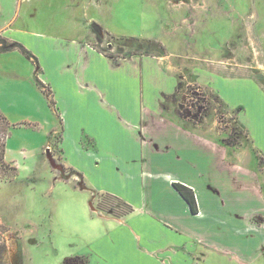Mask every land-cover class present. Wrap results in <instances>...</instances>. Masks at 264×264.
Listing matches in <instances>:
<instances>
[{"label": "crops", "instance_id": "crops-1", "mask_svg": "<svg viewBox=\"0 0 264 264\" xmlns=\"http://www.w3.org/2000/svg\"><path fill=\"white\" fill-rule=\"evenodd\" d=\"M87 33L57 44L45 41L43 49L22 45L54 100L49 105L56 121L45 123L44 145L59 125L60 167L84 185L73 190L83 200L82 232L90 244L74 255L88 256L87 264H201L210 255L254 262L264 251V180L254 164L257 153H264L258 143L264 120L256 114L250 123L243 104H230L220 92L219 81L235 79L212 73L204 81L200 68L193 69L194 85L211 87L228 108L244 107L239 122L247 128L251 151L236 159L230 145L188 127L178 110L166 108L180 86L177 74L163 65L166 49L158 55L137 49L111 54L90 45ZM8 150L6 145L5 156ZM42 164L41 159L36 166ZM174 182L193 190L196 213ZM98 194L118 197L131 211L96 209Z\"/></svg>", "mask_w": 264, "mask_h": 264}, {"label": "rangeland", "instance_id": "rangeland-1", "mask_svg": "<svg viewBox=\"0 0 264 264\" xmlns=\"http://www.w3.org/2000/svg\"><path fill=\"white\" fill-rule=\"evenodd\" d=\"M81 16L97 20L78 22ZM86 30L90 45L111 54L166 49L163 65L180 78L166 108L178 110L188 127L230 145L235 159L251 151L239 122L243 108L249 122L256 114L264 120V96L255 91H264V0H0V110L13 124L5 158L17 169L12 181H0V264H83L88 257L74 255L90 244L82 232L83 200L73 190L84 185L60 167L59 125L44 145L45 123L54 124L55 115L37 84L34 57L19 48L43 49L45 41L83 38ZM61 63L65 68L64 58ZM195 67L204 81L212 73L233 77L219 81L218 89L230 104L244 107L228 108L211 87L194 85ZM258 143L263 149V135ZM254 164L264 180V153ZM93 204L109 214L127 210L105 194ZM203 262L235 264L219 255ZM250 264H264V251Z\"/></svg>", "mask_w": 264, "mask_h": 264}, {"label": "trees", "instance_id": "trees-1", "mask_svg": "<svg viewBox=\"0 0 264 264\" xmlns=\"http://www.w3.org/2000/svg\"><path fill=\"white\" fill-rule=\"evenodd\" d=\"M19 48L22 52H28V50L25 47H23L22 45H20ZM36 81H37V84L40 87L41 91L49 98V103L51 105L54 104V100L52 98L51 91L50 90L47 91L45 89L46 86L37 77H36ZM12 125L13 124L10 123L8 118L0 111V181L1 182L12 181L17 176L16 166L13 163L7 161L5 158L6 139L8 138V136L10 134V129L12 128ZM173 187L182 196V198L188 203L190 211L192 213H196L197 212V204H196V200H195L193 190L191 188L187 187L186 185H183V184L178 183V182H174ZM105 195L113 197L114 199H116L117 201L122 203L127 208L126 211H123L121 213L114 214V215H124V214L131 211V208L125 202L120 200L118 197L110 195V194H105ZM102 210H104V209H102ZM81 256H83V255H81ZM87 263H88V257L84 258V260H83V264H87Z\"/></svg>", "mask_w": 264, "mask_h": 264}]
</instances>
